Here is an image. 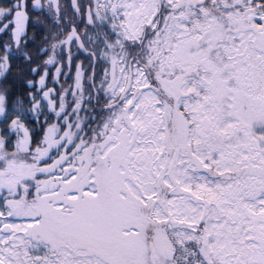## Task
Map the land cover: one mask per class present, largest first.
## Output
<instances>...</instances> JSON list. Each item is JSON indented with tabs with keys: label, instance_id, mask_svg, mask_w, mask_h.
<instances>
[{
	"label": "snow or ice",
	"instance_id": "6c2138e0",
	"mask_svg": "<svg viewBox=\"0 0 264 264\" xmlns=\"http://www.w3.org/2000/svg\"><path fill=\"white\" fill-rule=\"evenodd\" d=\"M0 264H264V0H0Z\"/></svg>",
	"mask_w": 264,
	"mask_h": 264
}]
</instances>
